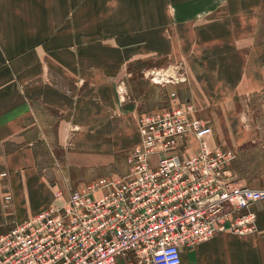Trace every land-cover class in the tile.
<instances>
[{"label":"crops","instance_id":"0c3cea01","mask_svg":"<svg viewBox=\"0 0 264 264\" xmlns=\"http://www.w3.org/2000/svg\"><path fill=\"white\" fill-rule=\"evenodd\" d=\"M129 2L137 16L132 24L145 18L150 31V41L136 42L134 51L185 58L184 89L189 99L182 104L194 105L201 114L208 111L216 134L226 133L231 143L247 135L238 128L242 116L233 104L241 91L264 88V40L255 43L264 0H0V235L52 206L56 190L95 181L70 186L54 168L46 167L39 154L43 144L37 126L39 121L74 118L78 74L94 72V58H108L114 52L112 31L116 33L115 25L125 21L124 6ZM162 2L171 3L174 16H163ZM211 10L213 16L198 22L197 14ZM159 24H175L181 43L178 54H173L166 34L157 32ZM82 62L89 65L83 67ZM91 88L84 86L78 96L85 95L90 104ZM189 140L179 151L182 158L198 152L188 151ZM139 143L137 129V140L128 152ZM251 210L254 233H220L183 247L181 264H264V201Z\"/></svg>","mask_w":264,"mask_h":264},{"label":"built area","instance_id":"2783aa9c","mask_svg":"<svg viewBox=\"0 0 264 264\" xmlns=\"http://www.w3.org/2000/svg\"><path fill=\"white\" fill-rule=\"evenodd\" d=\"M192 114L184 104L141 116L127 175L56 190L52 206L0 235V264H181L183 247L254 233L264 188L239 183L235 155L201 143L180 157L205 126Z\"/></svg>","mask_w":264,"mask_h":264},{"label":"rangeland","instance_id":"374dc122","mask_svg":"<svg viewBox=\"0 0 264 264\" xmlns=\"http://www.w3.org/2000/svg\"><path fill=\"white\" fill-rule=\"evenodd\" d=\"M162 4L163 16H174L176 9L172 8L171 3ZM131 5L134 4L126 3L125 21L115 25L119 29L116 33L112 31L114 38L110 40V48L114 52L108 58H94V72L82 71L78 74L79 78L74 85L77 88V101L72 108L77 110L74 118L61 122H38L37 128L41 133L39 138L43 144L39 154L44 157L43 164L54 168L59 177L70 186L99 178L125 177L126 156L137 140L141 116L180 106L189 99L184 89H187L185 85L188 82L184 71L187 64L185 58L179 57L176 60V56H155L134 51L136 42L150 41V31L149 25L143 23L147 20L145 18L141 19L143 24H132L137 16L133 14ZM177 8L180 10L181 6L178 5ZM160 12L159 6L158 14ZM196 16L199 22L203 17L207 19L213 16V11ZM157 32L166 34L164 38L170 40L173 54H178L181 43L175 36V24H159ZM135 34L136 39L133 37ZM119 36L126 40H120ZM263 40L264 17L259 24L255 43ZM82 65L85 67L89 64L82 62ZM102 66L106 67L103 73ZM84 86L92 87L89 89L94 94L92 104L85 95L78 97ZM172 94L176 96L172 98ZM233 105V110L242 116V120L238 121V128L245 130L247 134L239 139V143H231L232 140L226 133L216 134L214 123L207 118L208 111L201 114L193 105L192 116L203 118L205 126L200 139L188 137L190 140L187 150L198 151L202 143L209 149L231 151L235 159L229 169L239 183L254 189L264 188V88L241 91ZM81 108L83 112H80ZM84 109L88 113L85 114ZM90 110L92 115L89 114Z\"/></svg>","mask_w":264,"mask_h":264}]
</instances>
